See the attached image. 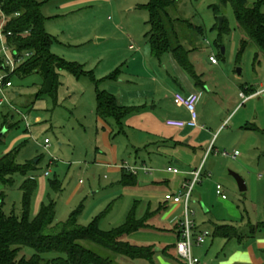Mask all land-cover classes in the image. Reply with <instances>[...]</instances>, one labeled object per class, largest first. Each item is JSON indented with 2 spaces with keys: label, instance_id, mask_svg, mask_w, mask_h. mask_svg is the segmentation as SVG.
Wrapping results in <instances>:
<instances>
[{
  "label": "rangeland",
  "instance_id": "obj_1",
  "mask_svg": "<svg viewBox=\"0 0 264 264\" xmlns=\"http://www.w3.org/2000/svg\"><path fill=\"white\" fill-rule=\"evenodd\" d=\"M258 1L248 0V4L253 5ZM261 1V10L264 12V0ZM149 2L52 0L46 6L47 10L62 12L60 6L68 3L69 11L59 20L48 23L46 30L57 39L52 46L53 53L83 64L85 70L93 71L97 79L120 70V79L126 80L123 86L143 92L158 90V98L164 101L160 106V112L163 113L174 107L173 92L187 91V83L193 82V79L171 53H165L160 59L151 53L146 36L149 31V12L139 7ZM215 5H219V0H174V4L169 7L180 43L190 51L189 59L205 83V87H198L197 90L202 95L197 106L199 124L207 121L224 122L214 140L221 152L210 153V156L207 154L202 163H206L207 168L215 164L217 170L211 173L212 178L207 176L208 179H204L200 186L205 192L204 201L193 204L196 225L206 229L209 234L204 244L207 250L211 242L217 239L213 236L211 222L219 224L227 220L236 226L242 222L255 225L264 223V185L250 178L245 181L238 171L240 159L264 168V134H249L250 138L241 141L243 149H238L235 141L239 139L241 131L235 128V119L245 109L249 110L250 104L243 106L241 112L231 115L233 108L243 102L239 97L241 88H258L264 82V51L250 41L239 27L231 4L222 5L219 14L214 10ZM220 17L225 20L226 30L223 32L219 30ZM3 22L1 19L0 33ZM95 34L100 37L96 38ZM242 39L250 41L243 52ZM5 45L8 55L12 57L13 51L7 41ZM130 45L134 49H130ZM223 48L224 53L221 54ZM211 55L217 57L218 64L210 61ZM5 64L3 66H8ZM3 66L0 63V77L11 74V70H5ZM60 74L56 101L48 95L37 97L41 84V77L37 73L25 77L13 74L10 76L12 86L0 89V136L3 140L0 158L9 150L17 148L19 164L25 165L32 161L37 165L36 170L26 176L14 175L11 184L0 182L4 212L21 216V186L29 176H34L37 181L31 217L39 212L42 203L52 200L58 222L67 221L73 212L80 209L79 222L82 225H89L101 215L100 227L108 231L123 225L134 208L138 217L147 210L158 209L161 203L160 189L154 185L140 186L141 183H151L155 178L160 165L158 159H165L168 164L171 158L158 153L157 148L149 144L153 139L139 132L144 130L135 123L140 113L132 114L130 121H133L127 122L125 131L120 132L112 118H97L96 85L88 76L77 78L68 71H61ZM118 81L106 80L100 83L99 88L108 90L109 86L121 85ZM118 96L121 97L120 94ZM257 98L258 105L264 108L263 97ZM145 102L149 109L153 101L146 99ZM202 112L205 113V119L200 117ZM5 116L8 125L4 124ZM45 139L50 140L48 146L45 145ZM236 149L239 154L233 159L232 154ZM224 150L231 155L224 156ZM108 164L110 167H107ZM132 168L138 169L136 174L139 184L126 187L121 183L122 171H131ZM144 168L153 170L146 173ZM45 172L49 175L46 176ZM232 173L244 179L246 191L240 192ZM56 180L62 184L59 192L51 187V182ZM217 183L222 185L227 195L224 200L216 193ZM203 205L209 212L204 211ZM236 210L244 216L243 221ZM178 216L182 217V214ZM130 240L140 245L156 244L157 250L163 249V237L155 234H138ZM34 253L30 247L21 251V255L26 257ZM57 256V253L45 255L47 258ZM115 258L117 264H185L175 252L168 256L158 251L152 260H131L123 256Z\"/></svg>",
  "mask_w": 264,
  "mask_h": 264
},
{
  "label": "trees",
  "instance_id": "obj_2",
  "mask_svg": "<svg viewBox=\"0 0 264 264\" xmlns=\"http://www.w3.org/2000/svg\"><path fill=\"white\" fill-rule=\"evenodd\" d=\"M228 3L233 8L239 27L248 35L250 41L264 51L262 1L249 5L248 0H219V5L214 6L215 12L219 14L220 7ZM173 4L174 0H150L148 4L139 6L149 12L147 21L149 31L146 36L151 53L159 59L165 53H171L176 61L191 74L196 85L204 87V81L189 59L190 51L180 43L175 29V20L169 13V7ZM42 6L43 3L37 0H0V20H4L5 17L2 32L7 37L8 45L14 52L31 54L10 76L15 74L25 77L39 74L41 84L37 97L48 95L55 101L60 86L61 71H68L77 78L88 76L96 85L97 115L105 120L112 118L119 131L123 132L125 119L136 109L120 106L115 95L99 88L102 80L97 79L93 71H86L83 64L66 60L53 53L52 46L57 39L46 30V17L42 12ZM219 30L220 32L226 30L225 20ZM249 40L242 39V52L250 44ZM221 54H223L222 51ZM0 63H2L1 60ZM119 73L120 70H115L107 78L116 80ZM4 118V124L8 125L6 116ZM2 141L0 136V144ZM17 154L18 150L15 148L0 158V182L11 184L14 175L26 176L36 170L37 165L32 161L25 165L19 164ZM121 183L126 187L137 186L139 184L137 174L123 170ZM36 187L37 181L34 176H29L22 184L21 216L7 215L3 209V195L0 197V264H117L116 256L131 260H152L158 251L168 256L175 252L181 258L177 251V242L157 250L156 244L140 245L130 240L131 236L138 232L164 230L157 223L162 206L154 211L147 210L141 217L137 216L134 208L123 225L106 231L100 227L101 215L89 225H82L79 222L80 209L73 212L67 221L58 222L55 218V203L52 200L49 203H42L39 212L31 217L32 199ZM51 187L59 192L62 184L56 180L51 182ZM180 222L171 230L177 233L178 240L182 234L183 221ZM262 229H264V223L251 227L253 233ZM214 235L225 238L244 237L239 229L230 225L215 226ZM26 247L34 249L35 253L30 257L21 255V251ZM50 253H57L59 256L45 257Z\"/></svg>",
  "mask_w": 264,
  "mask_h": 264
},
{
  "label": "crops",
  "instance_id": "obj_3",
  "mask_svg": "<svg viewBox=\"0 0 264 264\" xmlns=\"http://www.w3.org/2000/svg\"><path fill=\"white\" fill-rule=\"evenodd\" d=\"M51 1L52 0L38 1L40 3H43L42 12L46 17V20H45L46 29H47L48 23H51L52 21H55V20H59L64 14L68 13L69 11L68 3L60 6L62 12L53 11L52 9L47 10L46 6ZM95 37L98 38L100 37V35L95 34ZM113 72L114 71H112L111 73L107 75L105 74L106 76L105 75L102 76L100 79L102 80L101 83L105 82L106 80H110L107 77ZM186 72L188 71L186 70ZM121 74H122V71H120L119 77L116 80H111L115 82H119L118 80H120L121 83L119 84L121 85H118V86L112 85V86H109L108 90L107 89H104V90L115 95L120 106L135 108L136 110L132 112V114H135V112L140 113L138 117H136L135 123L136 125L142 127L144 130H139V132L144 133V134L146 133L147 136L153 139L152 141H150L149 144H151L152 147L157 148L158 153H162L163 156L165 157L167 156L171 158V162H169L168 164L164 161L165 159L164 160L158 159L157 162L160 165L158 166V170L156 171L155 178L152 179L151 183H148V184L144 183V184H141L140 186L144 188V187L154 185V187L160 189L159 196L161 198V203L159 207L162 206V212L157 220V223L164 230L159 231V232H138V233L133 234L131 237H134L138 234L140 236H144L146 234H155L157 236L163 237L162 247H164L165 245L175 244L178 240L177 233L172 232L171 230L175 228L178 222L183 221L184 208H183L182 203L175 204L170 201H166L164 196L168 192H172L175 194L181 192L183 190L182 184L184 183V181L191 178L190 173L193 170L202 167L203 169L202 181L199 182L200 184H199L198 189L195 190L194 188V191L192 194L191 208L194 212L193 216H195L196 212L193 208V204H195L197 201H200V203H202L205 199V192L202 188H200V186L204 183V179H208L207 176L211 177L212 176L211 173H213V171L216 172L217 170L215 164L214 165L210 164L207 168L206 163L204 165H202V163L205 157H207V154L208 156H210L209 149L212 145H213V151L211 153L218 154L221 152L216 146L217 142H215L214 140H215V136L221 130L224 122L221 123V121L220 122H213V121L208 122L207 121V122L199 124V126L197 127H190V126L185 127V128L169 127L166 125L167 119L176 118V119L187 120L190 118V114L188 113V111L183 107H179L175 105L172 100L174 107H171V110L167 109L165 112L161 113L160 106L163 100L161 101L160 97L158 98V94H157L158 90L155 91L152 89V91L149 90V91L143 92V91H137V89H131L129 87L123 86L122 84H124L126 80L120 79ZM188 74L192 78L189 72ZM127 82L129 84H133L130 81H127ZM187 86L189 87L188 90L181 91V92H184L186 94H189L191 92H198L197 91L198 87H201V86L196 85V82L194 79H193V82H188ZM112 87H115V90H112ZM262 89H264V82H261L258 88H255L252 86L251 87L245 86L241 88L239 97L242 99L243 102L237 104L233 108V112L231 115H234V113H237V111L241 112L242 107L245 106L246 104L249 103L250 105H249V110L248 108L245 109L235 119V122H236L235 128L241 131L239 139L237 138V140L235 141V144L238 145L239 147L238 149H243L241 141L244 138H248L249 134L251 133L254 135L258 133H261L260 135L264 134V108L258 105L256 101L258 99L257 98L258 96H262L264 100V96L263 95L253 96L256 92L261 91ZM111 91H115V92L112 93ZM242 92H244L247 95V97H249L247 100L241 97ZM119 94L121 95V97L118 96ZM149 97H152V98L150 99ZM146 99L153 101L149 109H147L148 106L146 105L147 103L145 102ZM200 102H201V99H200ZM158 111L160 113H158ZM248 112L250 115H248ZM132 114H130L125 119V124L127 122L133 121V120L130 121ZM231 115L229 117H231ZM200 117L202 119H205V113L202 112ZM97 118L99 120L102 119L98 115H97ZM139 136L141 139H143L141 137V134H139ZM238 149H236L234 152L238 151ZM187 150L190 151L191 153H189ZM248 150L249 149H247V151ZM245 156L247 155L245 154ZM235 158L237 157H233V159ZM240 161L241 162L239 163L240 165H239L238 171H240L245 181H247L250 178L253 181L257 180L259 185L261 186L264 185V176H263L264 168L260 166H255L254 164H250L247 162L246 159L244 160L240 159ZM144 162L143 164H145ZM109 165L110 164H108L107 167H110ZM170 167L178 168L179 173L170 172L168 170V168ZM148 169L153 170L152 168H148ZM145 172L148 173L147 171ZM257 174L258 176H255ZM145 181H150V180H145ZM218 184L219 183H217L216 186ZM216 186H215V190H216ZM221 199L224 200L222 197ZM230 207L231 205H229V208ZM203 208L205 212H209L206 206L203 205ZM235 212L237 213V215H240V213L237 210ZM181 214H182V217H179L178 215H181ZM240 217H242V221H243L244 216L241 214ZM195 225H196V222H195ZM217 225L233 226L239 229L240 232L244 234V237L243 238H237V237L225 238V237L215 236L214 230H215V226ZM253 225L255 224L251 222H248V223L242 222V224L236 226V225H233L232 223H229L227 220H224L220 222L219 224H217V222H211L213 236L217 239H214L211 242V247L209 250L204 248V244L208 241V239L203 245L195 246L193 249L195 256L199 258L201 257L203 261H206L211 264H264V229L257 231L256 233H253V231L251 230V227ZM196 230L199 232L200 231L207 232L206 229H201L197 225H196ZM201 252L203 256L200 255Z\"/></svg>",
  "mask_w": 264,
  "mask_h": 264
},
{
  "label": "built area",
  "instance_id": "obj_4",
  "mask_svg": "<svg viewBox=\"0 0 264 264\" xmlns=\"http://www.w3.org/2000/svg\"><path fill=\"white\" fill-rule=\"evenodd\" d=\"M5 20V17H4ZM11 34L10 32L8 33ZM6 35L2 32V26H1V33H0V59L2 61L1 65H4V62L8 64V66H3V69L5 70H11V74L20 66L22 65L27 58L31 56L29 52L25 53H18L14 52L12 49L13 56L10 57L7 53V45H5ZM131 49H134L133 45H130ZM5 60V61H4ZM210 61L213 64H218V59L215 55L210 56ZM11 74H9L6 77H0V89H4L7 87L12 86V82L8 78ZM257 95H263L264 96V89L261 91L256 92L253 96ZM241 97L245 100H247L249 97L242 92ZM173 102L175 105L179 107L185 108L188 113L190 114V118L185 119H176V118H170L166 120V125L169 127H176V128H185V127H197L199 126V116L197 112V106L201 99V93L200 92H191L189 94H186L181 91H176L173 93L172 96ZM50 143L49 139H45V145L48 146ZM213 151V145L210 147L209 152L211 153ZM224 156L231 155L227 151L222 152ZM239 154L238 151L234 152L232 154V157H237ZM138 169H131V172L137 173ZM168 170L172 173H179V169L176 167H170ZM145 171L151 172L152 170L145 168ZM191 178L184 181L182 184L183 190L177 194L168 192L165 194L164 198L166 201H170L175 204H183L184 208V219L182 222V234L181 238L177 241V251L179 256L186 262V264H211L206 261H203L201 258L195 256L194 254V247L195 246H201L203 245L207 238L208 233L206 231H197L195 222L192 218L194 212L191 208L192 203V194L194 191L195 186L202 181L203 176V169L202 167L193 170L191 173ZM45 175H49L48 172H45ZM216 192L217 194L222 197L223 199L227 198V195L224 191V188L222 185L218 184L216 186Z\"/></svg>",
  "mask_w": 264,
  "mask_h": 264
},
{
  "label": "water",
  "instance_id": "obj_5",
  "mask_svg": "<svg viewBox=\"0 0 264 264\" xmlns=\"http://www.w3.org/2000/svg\"><path fill=\"white\" fill-rule=\"evenodd\" d=\"M223 21H224V19L222 17H220V19H219V27L220 28H222ZM222 53H224V48L222 49ZM232 175L235 177V179H236V181L238 183L239 190L241 192L246 191L247 190V186H246V183H245L244 179L239 174L232 173ZM141 184H144V183H141Z\"/></svg>",
  "mask_w": 264,
  "mask_h": 264
}]
</instances>
